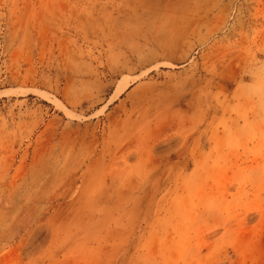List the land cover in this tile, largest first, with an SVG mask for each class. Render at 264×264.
<instances>
[{
  "label": "rangeland",
  "instance_id": "1",
  "mask_svg": "<svg viewBox=\"0 0 264 264\" xmlns=\"http://www.w3.org/2000/svg\"><path fill=\"white\" fill-rule=\"evenodd\" d=\"M0 264H264V0H0Z\"/></svg>",
  "mask_w": 264,
  "mask_h": 264
},
{
  "label": "bare ground",
  "instance_id": "2",
  "mask_svg": "<svg viewBox=\"0 0 264 264\" xmlns=\"http://www.w3.org/2000/svg\"><path fill=\"white\" fill-rule=\"evenodd\" d=\"M130 85H131V82L127 78H124L123 80L119 81V84L117 85V88L115 89V92H114L115 93L114 98L112 100L121 96L125 91L128 90Z\"/></svg>",
  "mask_w": 264,
  "mask_h": 264
}]
</instances>
